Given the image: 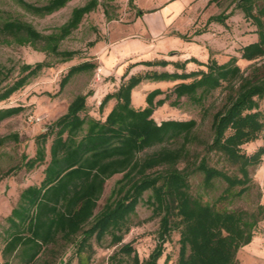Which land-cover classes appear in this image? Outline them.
I'll return each instance as SVG.
<instances>
[{
	"label": "trees",
	"instance_id": "1",
	"mask_svg": "<svg viewBox=\"0 0 264 264\" xmlns=\"http://www.w3.org/2000/svg\"><path fill=\"white\" fill-rule=\"evenodd\" d=\"M15 1L26 11L43 17L65 8L72 0H49L41 6ZM103 1L104 13L109 18L108 4L115 0ZM134 1L129 0L130 6L134 7ZM99 5V0H89L73 8L69 20L51 34L40 32L20 18L0 20V43L30 46L52 58L35 64L23 63L15 78V69L0 65V103L29 85L45 69L72 61L78 51L62 50L61 44ZM236 8L254 27L255 36L238 54H232L225 62H219L212 50L205 62L196 57L184 61L130 62L119 86L100 102V111L114 103L105 117H92L87 112L90 93H80L69 103L66 113L36 137L34 154L23 153L21 163L5 172V176H11L22 169L32 171L46 165L41 182L22 190L6 219L9 227L2 251L4 263L0 264H11L14 258L21 264H34L46 248L61 241L75 243L79 257L84 253L91 257L93 238L101 243L111 235L112 244H121L130 230L129 218L147 192L153 215L160 217L158 242L143 260L132 244L122 245L120 252L130 259L127 264H168L167 259L164 263L160 260L175 231L180 235L175 264H237L238 251L253 241L264 218V204L259 203L253 210L220 208L217 204L248 196L255 185L251 169L258 167L264 158V144L252 154L243 150L244 145L257 141L264 133V107H261L264 65H254L249 73L239 65V60L264 58V0H237ZM232 15L233 11L211 15L205 26L227 25ZM204 32L207 27L197 29L194 34ZM181 36L192 40L187 34ZM189 63L195 64L196 69L188 70ZM138 66H172L173 70L150 69L132 74ZM95 69L97 64L89 60L72 65L54 96L76 76ZM144 81H172L173 87L150 90L144 106L136 107L133 93ZM225 84L231 92L223 107L212 115L210 142L199 139L197 119L157 123L153 118L158 107L166 103L179 107L186 96L192 104L204 108L205 99ZM24 110L23 105L0 108V125ZM18 139V134L0 136V147ZM168 143L179 145L170 147ZM197 143L204 144V155L192 151L191 147ZM154 147L158 148L140 156ZM213 153L232 171L226 165L212 164ZM118 174L122 177L116 180L104 205L96 212L108 180ZM195 175L201 176L206 191L215 189L217 183L226 184L215 203L193 193L191 178Z\"/></svg>",
	"mask_w": 264,
	"mask_h": 264
},
{
	"label": "rangeland",
	"instance_id": "2",
	"mask_svg": "<svg viewBox=\"0 0 264 264\" xmlns=\"http://www.w3.org/2000/svg\"><path fill=\"white\" fill-rule=\"evenodd\" d=\"M25 1L41 6L49 0ZM88 1L72 0L65 8L42 17L26 11L15 0H0V20L20 18L32 23L40 32L51 34L69 20L73 8L84 5ZM99 1L98 8L86 15L81 26L61 44L62 50L78 51L77 56L70 62L56 64L53 68L45 69L29 85L16 92L9 100L0 103V108L25 106V110L21 114L5 120L0 125V136L9 134H18L19 136L18 141L11 140L0 147L1 263H4L2 251L5 245L6 229L9 227L6 219L16 206L22 190L41 182L46 165L39 166L32 171L22 169L11 176H5V172L21 163L23 153H27L29 156L34 154L36 137L47 131L54 121L66 113L69 103L77 94L90 93L87 98V112L92 117L100 119L105 117L109 111L108 107L100 111V102L106 94L114 91L120 84L118 76L107 72V69L115 72L120 71L123 63L139 59H152L157 57L161 50L173 49H176L177 52L182 51L184 55L193 56L195 54L201 58L206 57L203 61L209 58L210 50H212L219 62H225L232 54H238L239 49L245 44L255 40L254 27L244 20L243 13L236 8L237 0H213L210 4H208L209 0H135L134 7L130 6L129 0H115L108 4L109 18L104 13V1ZM231 11H233V15L227 20V25L214 23L205 26L206 16L222 12L230 13ZM189 20L198 22L188 31L187 22ZM204 27H207V32L194 34L197 29H204ZM185 34L194 37V40L184 39L181 35ZM169 58L173 57L169 56ZM45 59L51 60L52 58L33 47L0 43V65L15 69L13 78L17 76L19 67L23 63L35 64ZM88 60L95 62L97 69L91 73L76 76L59 95L54 96L59 90L62 77L69 68ZM256 64L264 65V58L255 61L239 60V65L245 73H249ZM101 65L105 68L104 72H102ZM150 69L162 71L173 70V67L147 68L140 66L135 73H144ZM155 87L157 85L152 81H146L139 85L134 92V104L139 100L138 96L145 90ZM171 87L173 86L165 89L169 90ZM230 92L231 89L225 84L205 99L204 108L192 104L186 96L182 99L179 107L171 106L169 103L158 107L153 118L157 123L165 120L197 119L199 124L196 133L199 139L204 143L210 142L212 139V115L223 107ZM261 107H264V101L261 102ZM263 144L264 133L257 141L244 145L243 150L247 154H252ZM167 145L174 147L179 143H168ZM157 148L149 149L140 156L143 157L146 153H151ZM191 148L196 154H205L204 144L197 143ZM47 159L49 160V158ZM211 163L219 167L226 165L214 153L211 154ZM225 167L230 170L227 165ZM251 176L255 185L248 196L230 203H218L217 206L228 209L253 210L259 203L264 204V158L258 167L251 169ZM121 177L122 174H118L108 180L96 212L104 205L116 180ZM191 184L193 193L201 195L204 201L210 203H215L226 187L225 183L220 182L217 183L215 189L206 191L200 175L193 176ZM258 193H261V197ZM149 194L150 192L145 194L137 206L136 212L129 218L130 230L125 233L121 244H112L111 235H107L101 243L93 238L91 257L89 253H84L79 257L76 254L75 243L61 241L55 247L46 248L34 264H65L67 261L70 264H127L130 259L120 252L122 245L126 243L132 244L142 260L147 258L158 242L160 226V217L153 215V208L147 203ZM179 237L178 231L172 233L170 240L165 244L161 263H164L165 259L168 260V264L177 262ZM11 264L21 263L17 258H14L11 260ZM237 264H264V218L258 224L253 241L238 251Z\"/></svg>",
	"mask_w": 264,
	"mask_h": 264
},
{
	"label": "crops",
	"instance_id": "3",
	"mask_svg": "<svg viewBox=\"0 0 264 264\" xmlns=\"http://www.w3.org/2000/svg\"><path fill=\"white\" fill-rule=\"evenodd\" d=\"M209 18V16H206L205 17V19L207 20ZM197 22L198 21H195V22H193L192 20H189L188 22H187V25H188V27H189V29H188V31L190 30V29H192L193 27H195L196 25H197ZM192 40H194V37H192ZM183 52L182 51H178L177 52V50L176 49H173V50H161V51H159V55H157V57H153L152 59H167V60H173V61H178V60H180V61H184V60H186V59H188V58H190V57H196V58H198L200 61H203V59H205V58H201V57H198L197 55H184V54H182ZM169 54V55H168ZM169 56H172L173 58L172 59H170L169 58ZM202 60H201V59ZM208 58V57H207ZM143 60H145V59H143ZM146 60H148V59H146ZM135 61H140V59L139 60H135ZM135 61H129V62H126V63H123V66H122V68L120 69V71H110V70H106L107 72H110L111 74H114V75H116V77L118 76V78H119V80H120V82H121V76H122V74L124 73V70H125V68L127 67V65L130 63V62H135ZM206 61H207V59H206ZM203 62H205V61H203ZM139 67L140 66H138V67H136V68H134L132 71H131V73L132 74H134L135 73V71L137 70V69H139ZM101 68H102V72H104V70H105V68L101 65ZM193 69H196V65L195 64H193V63H189L188 64V70H193ZM122 74H121V73ZM120 73V74H119ZM144 82H146V81H144ZM144 82H142V83H144ZM156 83V85H157V87H155V88H162V89H165V88H167V87H169V86H172L173 85V82L172 81H152V83ZM141 83V84H142ZM140 84V85H141ZM154 89V88H153ZM150 90H152V89H150ZM150 90H145L140 96H138V98H139V100L137 101V103L136 104H134V93H133V104H134V106H136V107H143L144 106V104H145V96H146V94L150 91ZM134 92H135V90H134ZM110 104V105H109ZM108 105L109 106H107L108 107V109H109V111L111 110V108H112V106H113V102H111V103H109ZM106 107V108H107ZM108 111V112H109Z\"/></svg>",
	"mask_w": 264,
	"mask_h": 264
},
{
	"label": "built area",
	"instance_id": "4",
	"mask_svg": "<svg viewBox=\"0 0 264 264\" xmlns=\"http://www.w3.org/2000/svg\"><path fill=\"white\" fill-rule=\"evenodd\" d=\"M100 70V69H99ZM100 72V71H99ZM98 77H99V75H98Z\"/></svg>",
	"mask_w": 264,
	"mask_h": 264
}]
</instances>
